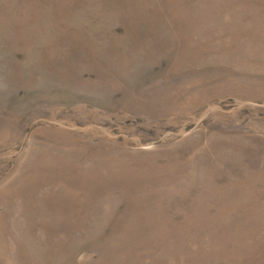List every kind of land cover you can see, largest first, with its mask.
<instances>
[{
    "label": "rangeland",
    "instance_id": "1",
    "mask_svg": "<svg viewBox=\"0 0 264 264\" xmlns=\"http://www.w3.org/2000/svg\"><path fill=\"white\" fill-rule=\"evenodd\" d=\"M0 264H264V0H0Z\"/></svg>",
    "mask_w": 264,
    "mask_h": 264
}]
</instances>
